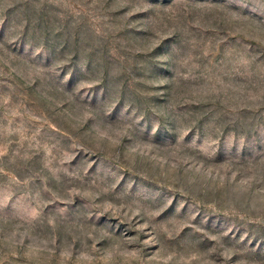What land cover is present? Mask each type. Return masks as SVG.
I'll return each mask as SVG.
<instances>
[{"label": "rangeland", "instance_id": "374dc122", "mask_svg": "<svg viewBox=\"0 0 264 264\" xmlns=\"http://www.w3.org/2000/svg\"><path fill=\"white\" fill-rule=\"evenodd\" d=\"M0 264H264V0H0Z\"/></svg>", "mask_w": 264, "mask_h": 264}]
</instances>
